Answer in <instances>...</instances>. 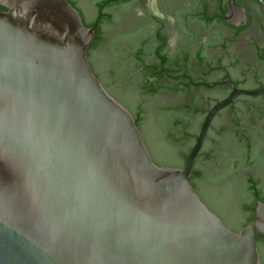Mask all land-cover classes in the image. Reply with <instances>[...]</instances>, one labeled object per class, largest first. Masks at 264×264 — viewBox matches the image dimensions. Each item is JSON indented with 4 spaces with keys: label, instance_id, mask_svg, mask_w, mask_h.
Instances as JSON below:
<instances>
[{
    "label": "water",
    "instance_id": "obj_1",
    "mask_svg": "<svg viewBox=\"0 0 264 264\" xmlns=\"http://www.w3.org/2000/svg\"><path fill=\"white\" fill-rule=\"evenodd\" d=\"M0 264H260L264 202L230 229L183 167L156 164L91 69L67 0H0Z\"/></svg>",
    "mask_w": 264,
    "mask_h": 264
},
{
    "label": "flooded vegetation",
    "instance_id": "obj_2",
    "mask_svg": "<svg viewBox=\"0 0 264 264\" xmlns=\"http://www.w3.org/2000/svg\"><path fill=\"white\" fill-rule=\"evenodd\" d=\"M67 1L94 27L91 69L132 113L153 160L185 161L209 109L229 99L194 158L211 168L189 181L225 224L253 216L264 202V0Z\"/></svg>",
    "mask_w": 264,
    "mask_h": 264
},
{
    "label": "trees",
    "instance_id": "obj_3",
    "mask_svg": "<svg viewBox=\"0 0 264 264\" xmlns=\"http://www.w3.org/2000/svg\"><path fill=\"white\" fill-rule=\"evenodd\" d=\"M99 40H101V33L99 31H97L93 44H95ZM153 161L156 164H158V165L177 166V167H180V166L183 167L184 166V162H185V161H157V160H153ZM204 163L208 164V162H204ZM192 175L195 178H199V177L201 178V177L204 176L202 171L199 168L196 167V162L195 161L193 163V173H192ZM251 187H252V185H251ZM210 206H212V205L210 204ZM252 212H254L253 209H252ZM252 217H253L252 215L251 216H247V217H245L242 220V222H237V223H232V222L228 221V222H226L227 223L226 225L230 229H232L233 231H239L242 227H244L246 224L249 223V221L252 219ZM256 242H257V246H258L260 262H261V264H264V249L262 248V245H261V243H264V241L260 240V239H257Z\"/></svg>",
    "mask_w": 264,
    "mask_h": 264
},
{
    "label": "rangeland",
    "instance_id": "obj_4",
    "mask_svg": "<svg viewBox=\"0 0 264 264\" xmlns=\"http://www.w3.org/2000/svg\"><path fill=\"white\" fill-rule=\"evenodd\" d=\"M106 51H107V49L105 48V49H103L102 52H106ZM196 167H197V168L205 169V171L209 172V170H210V168H211V164H210V165H209V164H208V165H203V163L199 160V161L196 162ZM198 184H199L200 188L202 189V191L205 193V195L208 196V197L210 198V196H209V192H211V191H215V190H214L215 185L212 184V183H208V178H207L206 176L204 177V179H202L201 181H199ZM216 190H217V189H216ZM234 201H235V200L231 201L230 203H231L232 205H235ZM215 204H216V203H215ZM216 205H217V204H216ZM212 208H213V207H212ZM213 209H214V208H213ZM236 213H237V218L241 216V215H240V212L238 211V209L236 210ZM229 222L237 223L238 221H237V220H231V221H229Z\"/></svg>",
    "mask_w": 264,
    "mask_h": 264
}]
</instances>
